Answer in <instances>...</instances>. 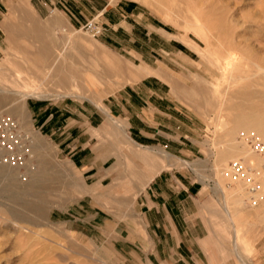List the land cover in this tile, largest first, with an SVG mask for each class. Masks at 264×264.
Here are the masks:
<instances>
[{"label": "rangeland", "instance_id": "rangeland-1", "mask_svg": "<svg viewBox=\"0 0 264 264\" xmlns=\"http://www.w3.org/2000/svg\"><path fill=\"white\" fill-rule=\"evenodd\" d=\"M70 1L81 11V23H71L69 0H54L56 5L50 8L41 0H0V112L12 115L33 134L34 145L25 180L11 168H6L8 175L0 176V264H127L113 246L111 228L105 222L132 215L138 192L133 189L136 163L145 161L146 155H152L156 172L177 170L201 182L202 205L215 211L211 221L232 228L228 241L233 264H264V191L263 198L249 206L244 189L228 185L220 174L230 160L246 153L237 135L247 131L238 128L230 135L221 125H236L240 109L264 107V78L255 65L264 55V0H131L144 11L141 22L152 25L140 26V31H150V39L133 32V46L146 52L151 47L156 50L162 38L155 31L170 38L171 53L159 56L156 64L173 80L171 93L184 99L198 127L195 141L200 151L180 157L154 145L155 152L146 153L128 133L122 135L123 143L117 142V130L108 119L113 127L107 128L115 132L107 138L116 143V149L105 164L109 176L95 188V195L88 193L86 184L98 183L85 181L80 173L79 177L68 150L38 130L31 112L33 102L62 101L101 115L102 109L109 111L107 92L124 86L127 71L133 81L141 78L137 74L143 66L154 72L149 74L158 73L120 46L111 52L99 37L82 28L87 20L97 22L96 10L107 0ZM29 10L32 19L23 16ZM112 65L120 66L117 71L122 72L110 70ZM110 117L116 123L125 122ZM113 176L117 183L111 182ZM39 180L57 183L45 194L43 215L23 204H38ZM125 188L127 195L117 202ZM14 212L23 215L22 220Z\"/></svg>", "mask_w": 264, "mask_h": 264}, {"label": "crops", "instance_id": "crops-1", "mask_svg": "<svg viewBox=\"0 0 264 264\" xmlns=\"http://www.w3.org/2000/svg\"><path fill=\"white\" fill-rule=\"evenodd\" d=\"M63 1L68 3V0ZM69 2L70 9L67 10L71 23H81V11L74 8L72 1ZM41 3L47 8L56 5L54 0H41ZM27 12L30 14L23 16L32 19L30 10ZM133 16L139 20L132 18ZM96 17L103 27L98 36L99 42L106 49L114 52L113 49L120 46L138 60L139 64L146 65L158 75L149 74L154 72L143 66L142 73L137 74L141 78L133 81L127 71L124 86L107 92L109 115L122 122L125 120V125L116 123L104 112L100 115L98 111L84 109L82 105L76 109L67 102H50L48 104L52 105L47 109L48 104L33 102L31 112L35 116L34 122L38 130L47 135L57 147L68 150L78 175L80 173L87 182L98 183L90 186L85 182L89 187L88 193L92 195H95V188L99 187V183L109 176L105 164L114 157L112 151L116 149V143L107 138V135L115 132L107 128L113 127L108 119L117 130V142L123 143L122 135L129 134L136 146L148 150H143L146 153L155 152L151 148L154 145L163 146L180 157H191L200 151V145L195 141L198 127L188 115L183 105L184 99L181 94L171 93L173 80L168 79L167 73L156 64L160 61L159 56L171 53L170 38L155 31L162 38V43L156 50L151 47L146 52L141 46H133V32L139 31L144 38L150 39L147 36L150 31H140V26L146 28L152 25L141 22L144 11L131 0L114 4L107 0L96 10ZM32 33L33 37H38L35 30ZM117 67L120 66L112 65L109 68L122 72L117 71ZM36 69L40 70L38 67ZM136 165L139 168L133 189L138 194L136 203L132 205V215L127 218L112 217L105 222L110 225L111 242L123 253L124 262L233 264L228 241L232 228L225 222L211 221L210 215L215 211L202 205L204 193L201 182L177 170L154 171L152 155L149 158L146 155L145 161ZM152 175L149 184L142 190L138 189V184ZM117 181V177L113 176L111 182ZM116 189L112 187V190ZM127 193L128 189L125 188L124 193L116 199L117 202ZM124 210L126 211L120 207V212L125 213Z\"/></svg>", "mask_w": 264, "mask_h": 264}, {"label": "built area", "instance_id": "built-area-1", "mask_svg": "<svg viewBox=\"0 0 264 264\" xmlns=\"http://www.w3.org/2000/svg\"><path fill=\"white\" fill-rule=\"evenodd\" d=\"M82 28L92 37H98L103 31V27L94 19L87 20ZM237 140L250 154L262 160L258 162L249 156L240 155L230 160L220 174L228 185L240 183L247 195V204L254 206L263 198L264 142L254 130L239 132ZM33 158L31 134L21 127L15 117L0 112V165L14 169L18 177L25 180Z\"/></svg>", "mask_w": 264, "mask_h": 264}, {"label": "bare ground", "instance_id": "bare-ground-1", "mask_svg": "<svg viewBox=\"0 0 264 264\" xmlns=\"http://www.w3.org/2000/svg\"><path fill=\"white\" fill-rule=\"evenodd\" d=\"M264 32V30H263ZM47 56V55H46ZM258 63H255L256 67L258 68V70L261 72L263 78H264V55L263 56H260L258 57ZM139 76V75H138ZM17 77V76H16ZM18 78V77H17ZM47 78V76H46ZM37 80V79H36ZM28 96H31V95H27L26 97ZM39 96H42L39 95ZM25 97V98H26ZM242 106V105H241ZM264 106V105H263ZM236 108H238V106H236ZM243 108V107H241ZM247 108V106L245 107ZM244 108V109H245ZM240 109V107H239ZM238 110V109H236ZM102 111L108 115H109V112L106 110V109H102ZM239 114H236L238 115V118L237 121H236V125L234 123V126L232 125H229L227 122L226 124L224 125H221L222 127L224 126V128L226 130H228L229 134L232 135L238 128L239 129H244V130H247L249 131L248 129L252 128L254 131H256L258 133V135L260 136V138L263 140L264 142V107L263 108H257V107H249L248 109L246 110H242L240 109L239 112H237ZM110 118V117H109ZM223 128V130L225 131V129ZM30 133V132H29ZM31 136H33V134H31ZM238 142V140H237ZM239 143V142H238ZM240 144V143H239ZM240 146L242 148H244L245 150V156H249L251 159H256L258 162L261 161L262 159L260 157H258L257 155H254V154H250L247 150V148L243 145L240 144ZM33 149H34V145H33ZM141 155V154H140ZM264 159V157H263ZM3 166V165H2ZM6 168H9V167H6V166H3V168H0V176H4V175H8L9 173H7L6 171ZM12 169V168H11ZM156 175V174H155ZM154 175V176H155ZM153 175L152 176H149L144 182H141L140 183V186L138 189H143L144 186L146 184H149V181H151ZM32 183V182H31ZM55 181H52L51 183H49L48 181H45V180H39L37 185H36V189H38L39 193H40V198H39V201H38V204H35L34 202L33 203H29V202H24V207L26 209H29V210H33L34 212H36L37 214L39 215H43L46 211H47V204H46V198H45V194L48 190L50 189H53V185H55ZM57 184V183H56ZM33 185V183H32ZM235 186H240L242 189L243 187L241 186L240 183H236L234 184V187ZM60 187V186H59ZM146 187V186H145ZM231 187V186H229ZM138 192L134 195L133 197V201L136 199V196H137ZM246 194V193H245ZM125 204V203H124ZM14 216H16L17 218L20 217V219L22 220L23 218V215L19 214L18 212H14L12 213ZM74 245V244H73ZM76 246V245H75ZM74 246V247H75ZM78 246V244H77ZM76 246V247H77ZM78 248V247H77ZM84 251V250H83ZM248 264V263H247Z\"/></svg>", "mask_w": 264, "mask_h": 264}]
</instances>
